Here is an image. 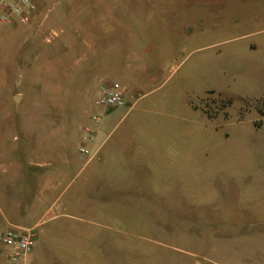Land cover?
<instances>
[{
    "label": "rangeland",
    "instance_id": "374dc122",
    "mask_svg": "<svg viewBox=\"0 0 264 264\" xmlns=\"http://www.w3.org/2000/svg\"><path fill=\"white\" fill-rule=\"evenodd\" d=\"M133 77L143 97L100 157L93 118L118 108L94 101ZM65 160L84 206L40 226L37 256L264 264V0H43L1 27L0 180Z\"/></svg>",
    "mask_w": 264,
    "mask_h": 264
},
{
    "label": "crops",
    "instance_id": "0c3cea01",
    "mask_svg": "<svg viewBox=\"0 0 264 264\" xmlns=\"http://www.w3.org/2000/svg\"><path fill=\"white\" fill-rule=\"evenodd\" d=\"M129 72L134 73L135 70H132L130 66ZM127 82V107L118 108V110L125 112H120L116 117H113L114 115L112 116V114L118 110L108 114L103 113L101 114L103 118L101 117L100 123H93V139L89 144L91 151L95 152L96 155H100V157L104 154V144H106L109 135L119 122L137 108L140 98L143 97V91L139 88V85L134 83V77L132 79L128 78ZM138 94L140 96L136 97ZM110 129L111 132L107 133ZM99 142L102 143L99 145ZM109 142L107 145H109ZM115 145H110L112 151L108 148L109 154L112 157L114 156V151L117 149V145ZM64 164L66 165L63 166L64 173L60 175L61 177L55 178V180H0V228L35 230L37 243L39 241L38 231L44 222L53 221L60 216H72L74 214L72 212L81 211L84 206L82 202L84 196H82V191L75 189L78 180H70L66 177L70 173L69 169L73 170L74 166L72 167V164L68 160H65ZM75 165L78 166L79 164L75 163ZM78 168L80 167L78 166ZM14 173L13 170L1 169L0 179L12 178ZM253 191H258V187L256 186L252 189ZM90 197L87 196L85 199L87 200V204H91L90 200L92 199ZM49 217L51 219L46 220ZM66 243L65 249H78L83 246L77 243L70 246L68 242ZM36 253L37 246L35 245L31 254L20 261L19 264H106V262L91 256H73L72 252H70L69 256L57 258L37 256ZM10 264L14 263L10 262Z\"/></svg>",
    "mask_w": 264,
    "mask_h": 264
},
{
    "label": "built area",
    "instance_id": "2783aa9c",
    "mask_svg": "<svg viewBox=\"0 0 264 264\" xmlns=\"http://www.w3.org/2000/svg\"><path fill=\"white\" fill-rule=\"evenodd\" d=\"M43 0H0V28L31 26L37 19ZM127 88L120 83L104 86L96 97L94 104L98 109L127 107ZM94 122L101 118L95 116ZM91 133V130H87ZM81 153L89 155L90 151L82 149ZM37 234L35 230H17L0 228V254L14 264L27 258L34 250Z\"/></svg>",
    "mask_w": 264,
    "mask_h": 264
},
{
    "label": "water",
    "instance_id": "95a60500",
    "mask_svg": "<svg viewBox=\"0 0 264 264\" xmlns=\"http://www.w3.org/2000/svg\"><path fill=\"white\" fill-rule=\"evenodd\" d=\"M17 100V99H16Z\"/></svg>",
    "mask_w": 264,
    "mask_h": 264
}]
</instances>
